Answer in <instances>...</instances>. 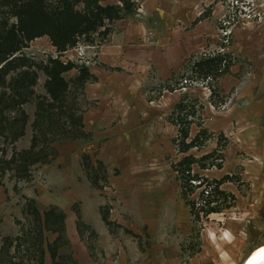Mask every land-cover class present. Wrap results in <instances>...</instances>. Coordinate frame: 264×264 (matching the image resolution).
Masks as SVG:
<instances>
[{"label":"rangeland","instance_id":"rangeland-1","mask_svg":"<svg viewBox=\"0 0 264 264\" xmlns=\"http://www.w3.org/2000/svg\"><path fill=\"white\" fill-rule=\"evenodd\" d=\"M135 2L137 10L116 21L106 40L98 46L82 43L63 60L85 64L90 70L101 48L125 44L126 56L137 70L131 75L129 90L133 102L140 111L161 110L163 118L153 119L150 114L132 137L102 146L103 160L119 170L113 171L116 176L121 172V177L113 178L118 197L111 183L105 186L108 171L98 165L90 147L93 133L86 130L83 122L90 108L85 98L89 82L79 85L78 72L67 73L70 90L62 104L53 103L46 91V76L40 72L31 101L17 112L8 113L6 128L0 132V264H79L76 259L82 256L99 257L107 246L98 242L110 237L88 226L87 222L94 220H109L111 224L105 225L113 241L132 243L131 247L144 252L150 245L149 216L153 208H186L171 169L172 161L181 157L172 143L177 130L167 120L174 105L186 94L205 105V127L216 133L205 149L193 153L200 157L212 152L218 146L220 132L230 142L222 169L202 174L210 179L225 175L237 178L235 183L222 186L236 198L232 207L200 222L193 221L186 249L190 256H204L206 264H241L264 243V81L260 82L264 60L260 51L253 50L259 49L264 40V0H213L193 13L175 11L173 22L179 25L174 30L188 27L185 33L180 30L181 35H158L154 29L158 31L159 26L149 25L144 11L153 8L154 0ZM119 3L120 0L101 1L102 5ZM77 8L84 10L85 0ZM205 10L209 18L202 20ZM194 19H198L196 24L191 22ZM247 26L252 27L255 46L250 48L239 32L232 46L235 30ZM220 43L227 47L226 52H232V47L233 55H237L235 72L242 82L234 90L231 76L219 81L221 89L231 96L228 103L216 109L210 102L211 89L201 84L174 92L179 96L174 103V93L163 88L167 78L160 75L162 66L176 67L178 62L173 73L181 72L188 58L216 53L222 49ZM25 52L36 60L57 55L47 38L35 40ZM252 77L258 79L248 86ZM195 133L196 129L193 136ZM141 170L152 175L138 177ZM52 208L54 213H45ZM123 208H146L147 221L137 223L139 234L123 231L114 222ZM45 215L49 221H45ZM164 221L161 217L157 220L158 230ZM167 232L169 238L177 235L175 229Z\"/></svg>","mask_w":264,"mask_h":264},{"label":"trees","instance_id":"trees-1","mask_svg":"<svg viewBox=\"0 0 264 264\" xmlns=\"http://www.w3.org/2000/svg\"><path fill=\"white\" fill-rule=\"evenodd\" d=\"M82 1L0 0V132L6 128L7 114L17 112L31 101L40 72L46 76L47 94L53 103L58 104L64 102L70 90L67 73L77 71L76 82L79 85L94 81L95 77L85 64L64 61V55L82 43L98 46L111 35L116 21L138 8L135 0H120L118 5H102V0H85L84 10H79L77 5ZM207 12L202 13V20L209 18ZM197 22L198 19L193 24ZM42 38L49 40L56 56L48 55L44 60H36L27 55L25 51L30 44ZM220 45L222 49L216 53L188 58L181 72L173 73L167 79L163 86L165 92L174 93L201 84L211 89V104L216 109L224 107L231 96L221 89L219 81L231 74L239 60L232 52L225 51L227 47L223 43ZM204 111L205 105L199 98L186 94L174 105L167 118L177 130L172 143L177 155L181 156L172 161L171 169L194 222L222 213L223 208L232 207L236 200L234 195L222 190V186L235 183L237 178L225 175L221 179H210L202 174L222 169L230 145L225 134L219 133L218 146L212 152L200 157L193 153L194 150L199 153L205 149L216 135L205 127ZM194 129L196 133L193 136ZM87 160L89 163L90 158ZM97 163L105 169L101 162ZM104 181L106 186L108 181ZM52 209L45 213H54ZM35 212L41 217L39 211ZM45 221H49L47 216Z\"/></svg>","mask_w":264,"mask_h":264},{"label":"crops","instance_id":"crops-1","mask_svg":"<svg viewBox=\"0 0 264 264\" xmlns=\"http://www.w3.org/2000/svg\"><path fill=\"white\" fill-rule=\"evenodd\" d=\"M212 1L213 0H154L152 9H144L148 17L146 21L149 25L152 23V25L159 26L160 29L158 31L154 29L158 35L161 33L170 35L175 33L181 35L180 30H183L185 33V28L188 29V27L181 29L178 27V30H174V26H178L179 24L173 22L175 20L173 12L184 11L193 13L195 9L197 11L198 8H203L205 3H210ZM188 6L193 8H188ZM194 21L195 19L191 22L193 23ZM132 23L135 24L133 21ZM130 25L131 24H129V26ZM138 28L139 26L136 27V29ZM198 29L200 30V27ZM251 29V26L237 28L234 32L232 46L235 45L237 41L236 38H238L236 35L239 32L240 34H244L247 44L250 45V48H253L252 46H255L253 41L256 38L251 40L253 35L251 34ZM195 30L196 28L193 29V34H195ZM142 31L143 29L141 32ZM253 50L254 52L260 51L262 60H264V40L259 49L257 48L256 50L253 48ZM230 51L233 52L232 47ZM71 52L72 51L67 54ZM97 54V62L90 65V72L96 80L85 85V98L90 102V108L86 110L83 122L86 130H90L93 133V141L90 146L91 151L93 155L96 153L97 162H101L107 169L108 184L111 183L112 189L116 191L113 178L121 177V172L116 176L113 171L117 168L111 167V164L103 160L104 158L101 155L102 146L110 143L112 144L118 139L126 141L136 132V129L144 122L143 119L146 118V116L151 114L154 117L153 119H156L157 117L163 118L164 114H162L161 110L156 109L150 110V113H147V111H140L137 109L136 103L133 102L129 90L131 89L130 85L133 83L131 75L137 74V70L135 66L133 67V64H131L132 61L130 57L126 56L125 44L120 47L101 48ZM177 63L178 62H176V67L178 66ZM176 67L175 65L171 67L169 64H166L165 68L162 66L161 72L159 71L160 75L168 79L175 71ZM236 68L237 65L232 68L231 74L228 75L231 76L235 82V85L232 86L234 90L242 84L240 76L236 75ZM114 69H120V71L118 72ZM256 79L258 78H250L247 85L252 86ZM262 81H264V76L260 77V82ZM176 95L178 94H171V97L175 99L174 103H176L179 98V96ZM252 97L254 98V95H252ZM174 130L176 131L175 127ZM137 174L138 177L139 175L142 177L146 174H149L146 176L152 175L150 171L144 170L139 171ZM116 195L118 196L117 191ZM123 209L125 211L122 210L119 212V220L114 221L117 222V225H119L123 231L127 230L134 233L139 227L137 223L147 221L146 208ZM176 213H178L179 216ZM160 217L165 221L158 230L157 220H159ZM133 218L136 220L135 222L129 220H133ZM149 218L151 220L150 245L144 252L141 251L140 248L131 247L132 243H122L120 239H115L113 241L110 236V231L105 225L111 224L109 220H104V222L103 220L87 222L88 226L90 225L92 229L97 230L101 236L107 235L110 238L105 239L104 242H98L101 246H107V248L103 249V253L98 255L99 257H87L86 259L82 256V259L77 258L76 260L79 264H206L204 256L200 258L196 255L190 256L189 251L186 249L185 242L193 229V220L187 206L186 208H153V212L150 214ZM168 229L177 230L175 238H169ZM220 259L222 260L221 256Z\"/></svg>","mask_w":264,"mask_h":264},{"label":"bare ground","instance_id":"bare-ground-1","mask_svg":"<svg viewBox=\"0 0 264 264\" xmlns=\"http://www.w3.org/2000/svg\"><path fill=\"white\" fill-rule=\"evenodd\" d=\"M241 264H264V243L256 247Z\"/></svg>","mask_w":264,"mask_h":264},{"label":"built area","instance_id":"built-area-1","mask_svg":"<svg viewBox=\"0 0 264 264\" xmlns=\"http://www.w3.org/2000/svg\"><path fill=\"white\" fill-rule=\"evenodd\" d=\"M246 2L248 3L249 2V0H246ZM246 6H249L248 4H246ZM247 15H246V12L244 11L243 12V18H245ZM241 18V17H240ZM238 21H239V19H238Z\"/></svg>","mask_w":264,"mask_h":264}]
</instances>
